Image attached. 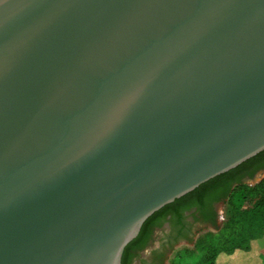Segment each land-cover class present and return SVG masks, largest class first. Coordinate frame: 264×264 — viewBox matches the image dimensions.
<instances>
[{
  "label": "water",
  "instance_id": "obj_1",
  "mask_svg": "<svg viewBox=\"0 0 264 264\" xmlns=\"http://www.w3.org/2000/svg\"><path fill=\"white\" fill-rule=\"evenodd\" d=\"M263 151L264 0H0V264H122Z\"/></svg>",
  "mask_w": 264,
  "mask_h": 264
},
{
  "label": "trees",
  "instance_id": "obj_2",
  "mask_svg": "<svg viewBox=\"0 0 264 264\" xmlns=\"http://www.w3.org/2000/svg\"><path fill=\"white\" fill-rule=\"evenodd\" d=\"M263 169L264 151L156 212L127 246L122 264H134L141 252L151 247L155 230L169 217L173 230L168 243L164 241L162 250L156 253V260L163 264L166 246L182 242L186 246L178 251L180 260L172 264H183L185 259H194V264H264L260 248L264 237V178L250 185L244 177L248 171V178H253ZM220 203H225L227 214L218 225L215 209ZM192 211L195 222L210 229L195 233L194 224L186 219Z\"/></svg>",
  "mask_w": 264,
  "mask_h": 264
},
{
  "label": "rangeland",
  "instance_id": "obj_3",
  "mask_svg": "<svg viewBox=\"0 0 264 264\" xmlns=\"http://www.w3.org/2000/svg\"><path fill=\"white\" fill-rule=\"evenodd\" d=\"M264 177V172L260 173L256 179L254 180H248L247 183L250 185H253L255 183H257L258 181H260L261 179H263ZM216 208L219 211V214L221 216V220L219 221L218 225H221L223 221H225V216H226V212H227V207L225 205V203H220L216 206ZM186 219L187 221L191 222L194 224V230L195 233H199V232H204L207 231L208 229H210V227L203 225L201 223H196L194 218L195 216L193 215V211L191 213H188L186 215ZM222 217H224V219H222ZM172 221L171 217L168 218L167 222H165V224L163 225V227L156 229L154 232V238L151 244V247L146 249L145 251L141 252V257L137 260L139 262H135L134 264H144L143 260H149V258H151L152 255V251L153 250H159L162 247V242L163 239L165 238L166 235L171 234L172 230H173V225H172ZM186 246V243L182 242L180 243L178 246H173L171 247L169 244L166 246V248H168L167 253H166V258L164 260V264H172V261L174 260L175 263H177L180 259H179V255L178 251H180L182 248H184ZM260 248H261V253H262V259L264 261V237L260 240ZM141 259V260H140ZM183 264H194V259H185Z\"/></svg>",
  "mask_w": 264,
  "mask_h": 264
},
{
  "label": "flooded vegetation",
  "instance_id": "obj_4",
  "mask_svg": "<svg viewBox=\"0 0 264 264\" xmlns=\"http://www.w3.org/2000/svg\"><path fill=\"white\" fill-rule=\"evenodd\" d=\"M262 172H264V169H263V170H260V171H257L253 178H248V171H247V172H245V176H244V177H245L246 181H248V180L251 181V180L256 179L257 176H258L260 173H262ZM263 178H264V177H263ZM215 214H216V216H217V219H216V220H217V222L219 223V221L221 220V216H220L219 211H218L217 208L215 209ZM168 238H169V236L166 235L165 238L163 239L161 249H159V250H153V251H152L151 258H149V260H148V264H163V263L159 262V260H156V253H158L160 250H162L164 241H165L166 243H168ZM156 251H157V252H156ZM140 260H141V259H140ZM143 261H145V260H143ZM146 261H147V260H146ZM137 262H139V261H137Z\"/></svg>",
  "mask_w": 264,
  "mask_h": 264
},
{
  "label": "built area",
  "instance_id": "obj_5",
  "mask_svg": "<svg viewBox=\"0 0 264 264\" xmlns=\"http://www.w3.org/2000/svg\"><path fill=\"white\" fill-rule=\"evenodd\" d=\"M222 219H224V217H222Z\"/></svg>",
  "mask_w": 264,
  "mask_h": 264
}]
</instances>
